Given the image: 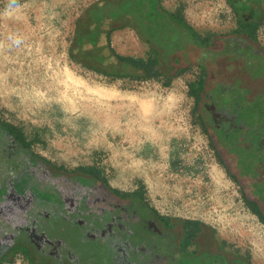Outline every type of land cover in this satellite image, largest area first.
<instances>
[{"label":"flooded vegetation","instance_id":"flooded-vegetation-1","mask_svg":"<svg viewBox=\"0 0 264 264\" xmlns=\"http://www.w3.org/2000/svg\"><path fill=\"white\" fill-rule=\"evenodd\" d=\"M13 1L0 0V9ZM225 1L237 26L208 35L162 0H94L76 22L71 55L80 66L115 81L128 80L130 71L148 61L162 75H195L189 84L199 123L260 220L264 46L256 32L264 20V0ZM25 175L28 185L22 181ZM25 186L28 213L18 217L28 219L23 229L28 250L12 255L26 264H83L91 250L101 257L96 264H250L225 251L209 227L163 216L93 171L67 170L34 155L19 131L0 121V189ZM11 238L0 251V262L12 256H3ZM78 251L79 260L72 255Z\"/></svg>","mask_w":264,"mask_h":264},{"label":"rangeland","instance_id":"rangeland-1","mask_svg":"<svg viewBox=\"0 0 264 264\" xmlns=\"http://www.w3.org/2000/svg\"><path fill=\"white\" fill-rule=\"evenodd\" d=\"M93 1L14 0L0 9V121L16 127L34 155L67 170L95 168L113 188L136 194L163 216L209 227L225 251L264 264V223L199 123L189 93L195 75L115 81L72 58L76 22ZM162 2L208 35L237 26L225 0ZM256 41L264 46V20ZM72 78L106 96L72 98ZM26 186L0 189L1 252L14 236L3 256L28 250V219L18 217L28 213ZM86 253L83 264L101 259L97 250ZM72 255L81 259L80 251ZM0 264L26 259L16 254Z\"/></svg>","mask_w":264,"mask_h":264},{"label":"trees","instance_id":"trees-1","mask_svg":"<svg viewBox=\"0 0 264 264\" xmlns=\"http://www.w3.org/2000/svg\"><path fill=\"white\" fill-rule=\"evenodd\" d=\"M129 75H130L129 79H131V80H133V78H135L137 76L138 77H143V79H146V78H155V77H166V78L173 77V76H170V75H162L158 71H155L153 69V61L145 62L143 67H141L139 69H135L133 71H130L129 72ZM189 93L193 96V93H192V85L191 84H189ZM8 126L11 129H16V127H14L12 125H8ZM16 130H18V129H16ZM78 170L87 171V172L93 171L94 173H97L98 174V171H96L95 168H80ZM260 221L262 223H264V218L261 217L260 218Z\"/></svg>","mask_w":264,"mask_h":264},{"label":"bare ground","instance_id":"bare-ground-1","mask_svg":"<svg viewBox=\"0 0 264 264\" xmlns=\"http://www.w3.org/2000/svg\"><path fill=\"white\" fill-rule=\"evenodd\" d=\"M70 85H68V88L70 87V90L72 91L71 96L72 98H75L77 96H79L80 98L83 97V94H95L94 92H96L97 94H101L102 97L106 96V93L103 92L102 90L98 89V88H94V87H89V86H85V85H80L79 81L72 78V81H70L69 83ZM87 103V102H86Z\"/></svg>","mask_w":264,"mask_h":264},{"label":"clouds","instance_id":"clouds-1","mask_svg":"<svg viewBox=\"0 0 264 264\" xmlns=\"http://www.w3.org/2000/svg\"><path fill=\"white\" fill-rule=\"evenodd\" d=\"M17 42H19V41H17Z\"/></svg>","mask_w":264,"mask_h":264}]
</instances>
